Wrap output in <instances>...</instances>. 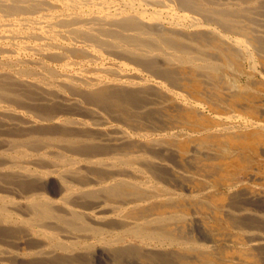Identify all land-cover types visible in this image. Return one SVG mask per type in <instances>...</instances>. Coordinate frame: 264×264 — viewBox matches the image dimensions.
I'll list each match as a JSON object with an SVG mask.
<instances>
[{
	"label": "bare ground",
	"instance_id": "bare-ground-1",
	"mask_svg": "<svg viewBox=\"0 0 264 264\" xmlns=\"http://www.w3.org/2000/svg\"><path fill=\"white\" fill-rule=\"evenodd\" d=\"M0 264H264V0H0Z\"/></svg>",
	"mask_w": 264,
	"mask_h": 264
},
{
	"label": "rangeland",
	"instance_id": "rangeland-1",
	"mask_svg": "<svg viewBox=\"0 0 264 264\" xmlns=\"http://www.w3.org/2000/svg\"><path fill=\"white\" fill-rule=\"evenodd\" d=\"M143 74L146 76L147 73L144 72ZM255 80H256V82H259V81H261V77L259 75H257L255 77Z\"/></svg>",
	"mask_w": 264,
	"mask_h": 264
}]
</instances>
